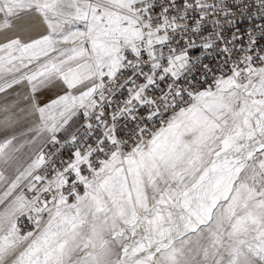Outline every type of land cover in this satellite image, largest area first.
I'll return each mask as SVG.
<instances>
[{
	"label": "snow or ice",
	"instance_id": "obj_1",
	"mask_svg": "<svg viewBox=\"0 0 264 264\" xmlns=\"http://www.w3.org/2000/svg\"><path fill=\"white\" fill-rule=\"evenodd\" d=\"M0 264H264V0H0Z\"/></svg>",
	"mask_w": 264,
	"mask_h": 264
},
{
	"label": "rangeland",
	"instance_id": "obj_2",
	"mask_svg": "<svg viewBox=\"0 0 264 264\" xmlns=\"http://www.w3.org/2000/svg\"><path fill=\"white\" fill-rule=\"evenodd\" d=\"M26 152V149L22 151L21 156L23 157Z\"/></svg>",
	"mask_w": 264,
	"mask_h": 264
}]
</instances>
